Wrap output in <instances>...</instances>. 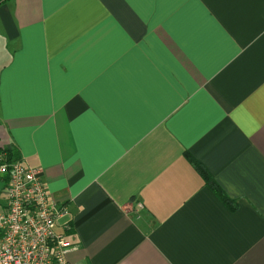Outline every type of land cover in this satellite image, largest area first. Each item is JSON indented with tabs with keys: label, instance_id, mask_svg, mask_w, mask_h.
I'll list each match as a JSON object with an SVG mask.
<instances>
[{
	"label": "crops",
	"instance_id": "obj_1",
	"mask_svg": "<svg viewBox=\"0 0 264 264\" xmlns=\"http://www.w3.org/2000/svg\"><path fill=\"white\" fill-rule=\"evenodd\" d=\"M0 147L70 264H264V0H2Z\"/></svg>",
	"mask_w": 264,
	"mask_h": 264
},
{
	"label": "built area",
	"instance_id": "obj_2",
	"mask_svg": "<svg viewBox=\"0 0 264 264\" xmlns=\"http://www.w3.org/2000/svg\"><path fill=\"white\" fill-rule=\"evenodd\" d=\"M6 157L0 152V264H70V243L56 231L65 209L49 200L37 169Z\"/></svg>",
	"mask_w": 264,
	"mask_h": 264
},
{
	"label": "trees",
	"instance_id": "obj_3",
	"mask_svg": "<svg viewBox=\"0 0 264 264\" xmlns=\"http://www.w3.org/2000/svg\"><path fill=\"white\" fill-rule=\"evenodd\" d=\"M2 0H0L1 2ZM0 152H5L6 153V158L7 159H11V157H17L16 152L12 149H4L2 147H0ZM183 156L184 158L187 160V162L196 170V172L199 174V176L201 177L202 181L210 186H213L216 188L215 184H213L211 182L210 177L207 175V173L205 172V170L192 158L190 157L185 151L183 152ZM223 199V198H222ZM223 202L226 204V206H228V208H231V201H229L228 199H223Z\"/></svg>",
	"mask_w": 264,
	"mask_h": 264
}]
</instances>
